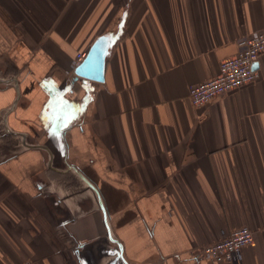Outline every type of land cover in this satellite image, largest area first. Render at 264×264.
<instances>
[{
  "label": "crops",
  "instance_id": "1",
  "mask_svg": "<svg viewBox=\"0 0 264 264\" xmlns=\"http://www.w3.org/2000/svg\"><path fill=\"white\" fill-rule=\"evenodd\" d=\"M263 28L264 0H0V264H216L191 254L241 226L264 264V53L188 92Z\"/></svg>",
  "mask_w": 264,
  "mask_h": 264
},
{
  "label": "built area",
  "instance_id": "2",
  "mask_svg": "<svg viewBox=\"0 0 264 264\" xmlns=\"http://www.w3.org/2000/svg\"><path fill=\"white\" fill-rule=\"evenodd\" d=\"M238 52L221 61L216 76L191 85L188 92L192 104L205 105L227 92L256 80L259 70L255 67L264 53V28L250 32L239 40ZM87 52L77 54V67L85 58ZM254 240V232L248 226L233 230H223L215 242L200 246L193 250L192 257L196 261L210 260L216 264H241L244 248ZM17 264H36L32 259H26Z\"/></svg>",
  "mask_w": 264,
  "mask_h": 264
},
{
  "label": "water",
  "instance_id": "3",
  "mask_svg": "<svg viewBox=\"0 0 264 264\" xmlns=\"http://www.w3.org/2000/svg\"><path fill=\"white\" fill-rule=\"evenodd\" d=\"M110 41V36L101 35L93 42L84 60L75 69L78 76L104 80V68Z\"/></svg>",
  "mask_w": 264,
  "mask_h": 264
}]
</instances>
